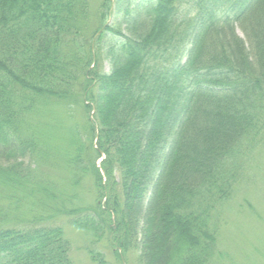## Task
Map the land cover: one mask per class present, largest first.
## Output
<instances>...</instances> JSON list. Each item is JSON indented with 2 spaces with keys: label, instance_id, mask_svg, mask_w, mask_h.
Wrapping results in <instances>:
<instances>
[{
  "label": "trees",
  "instance_id": "trees-1",
  "mask_svg": "<svg viewBox=\"0 0 264 264\" xmlns=\"http://www.w3.org/2000/svg\"><path fill=\"white\" fill-rule=\"evenodd\" d=\"M97 2L0 0V264H73L20 211L76 198L54 164L67 188L91 178L90 206L59 208L117 258L227 264L224 215L264 143V0Z\"/></svg>",
  "mask_w": 264,
  "mask_h": 264
},
{
  "label": "rangeland",
  "instance_id": "rangeland-1",
  "mask_svg": "<svg viewBox=\"0 0 264 264\" xmlns=\"http://www.w3.org/2000/svg\"><path fill=\"white\" fill-rule=\"evenodd\" d=\"M89 5L91 19H93L98 12V2L90 0ZM90 25L94 26L93 20L89 22L88 27ZM237 33L239 34V32ZM103 67L107 70L106 64ZM255 151L256 153L250 159L247 178L244 179L245 181H240L236 196L228 202L229 211L224 212L226 222L222 228L224 232H222L221 247L229 255L227 264H264V144ZM100 162V159L96 161L97 167ZM42 172L53 184L65 187L67 194H71L70 191H73L76 198L68 201L60 198V200L47 202L51 207L49 213L52 214L48 218L47 212L42 213L41 210L40 213L35 208L37 206H33L30 210L27 207H22L20 211L23 213V218L41 216L44 218L43 225L51 224L60 227L64 238L69 243V258L73 264H96L91 260L89 252L101 254L106 264H136L135 254L131 251L126 254L118 251L121 255L118 258L114 255L116 248L112 247L106 233H100L98 220L95 225L91 226L92 229H79L71 224L72 219L76 217L75 214L69 216L60 211L61 201L67 202L65 203L66 209L68 203L72 204L69 208L82 209L94 202L96 193L89 176H81L83 180L77 187L69 186L67 188L72 181L70 180L73 174L72 170L54 164L53 167L45 165ZM52 210H59L60 214L56 215L55 212L52 213ZM261 253L263 258L260 256Z\"/></svg>",
  "mask_w": 264,
  "mask_h": 264
}]
</instances>
